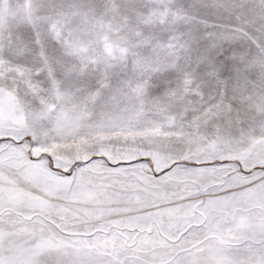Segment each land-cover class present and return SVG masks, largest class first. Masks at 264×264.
<instances>
[{
  "label": "snow or ice",
  "instance_id": "6c2138e0",
  "mask_svg": "<svg viewBox=\"0 0 264 264\" xmlns=\"http://www.w3.org/2000/svg\"><path fill=\"white\" fill-rule=\"evenodd\" d=\"M0 264H264V0H0Z\"/></svg>",
  "mask_w": 264,
  "mask_h": 264
}]
</instances>
